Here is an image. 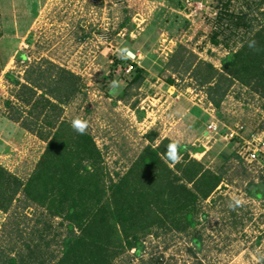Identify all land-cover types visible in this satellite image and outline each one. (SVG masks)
<instances>
[{"label": "rangeland", "instance_id": "obj_1", "mask_svg": "<svg viewBox=\"0 0 264 264\" xmlns=\"http://www.w3.org/2000/svg\"><path fill=\"white\" fill-rule=\"evenodd\" d=\"M178 1L0 0V165L26 180L46 147L8 119L31 106L23 109L15 98L20 85L6 76L23 84L38 70L49 76L52 64L84 84L82 94L66 101L62 118L85 123L105 169L124 172L147 146L170 139L223 178L201 205L206 217L196 226L203 242L195 255L187 237L172 233L147 241L145 261L129 264H150L148 258L160 254L165 264H264V154L249 163L240 154L243 140L224 139L227 128L237 124L244 126L246 141L264 137V100L235 84L216 107L201 86L202 72L195 76L183 62L171 63L181 46L195 65L202 61L219 70L221 60L244 43V28L215 36L216 14L226 0H180L182 7ZM229 10L235 16L251 10L250 18L257 19L249 21L253 30L264 25V0H231ZM142 36L150 45L147 54L146 44L138 43ZM130 49L135 50L131 61L143 68V79L134 85L128 84L131 65L121 61ZM213 119L221 125L219 136L206 132ZM12 214L0 211L2 242L10 241Z\"/></svg>", "mask_w": 264, "mask_h": 264}, {"label": "trees", "instance_id": "obj_2", "mask_svg": "<svg viewBox=\"0 0 264 264\" xmlns=\"http://www.w3.org/2000/svg\"><path fill=\"white\" fill-rule=\"evenodd\" d=\"M177 5L182 7L180 0ZM230 5L231 0L219 5L215 24L220 32L215 36L244 28V43L221 60L219 70L202 61L195 65L194 56L186 58L181 46L171 59L176 67L183 62L186 72L194 69L195 76L203 73L201 86L207 87L216 107L235 84L264 100V25L253 30L249 21L257 19L250 18L252 11L235 16ZM139 42L146 44L143 51L147 54L150 45L146 38L140 37ZM129 51L135 54L134 49ZM123 60L132 67L128 84L139 83L143 68L132 62L127 52ZM3 65L0 57V74ZM49 65L56 77L51 71L47 76L38 70L29 73L22 84L6 76L20 85L15 98L23 109L31 106L8 119L18 123L24 132L36 135L46 147L26 180L0 165V211L13 213L16 220L9 224V243L0 241V264L144 262L146 242L172 233L187 237L192 245L188 251L195 255L194 248H201L203 242L196 231L206 217L202 216L201 205L223 182L221 174L192 158L177 143L178 160L167 161L165 152L173 143L170 139L147 146L124 172L105 169L93 137L87 131L77 133L62 118L66 101L82 94L84 84L75 74ZM23 115L25 121L21 122ZM224 156L230 160L235 154ZM16 206H21L22 212L14 211ZM164 257L151 255L147 261L165 264Z\"/></svg>", "mask_w": 264, "mask_h": 264}, {"label": "built area", "instance_id": "obj_3", "mask_svg": "<svg viewBox=\"0 0 264 264\" xmlns=\"http://www.w3.org/2000/svg\"><path fill=\"white\" fill-rule=\"evenodd\" d=\"M132 69V67H130ZM244 126L236 125L234 128H227V133L224 139L228 142L235 139L243 140L240 154L244 156V159L249 163H254L259 160V156L264 154V137L253 136L252 139L246 141L241 134L243 133ZM209 136H219L222 132L220 123L213 119L207 126L206 130ZM262 153V154H261Z\"/></svg>", "mask_w": 264, "mask_h": 264}, {"label": "clouds", "instance_id": "obj_4", "mask_svg": "<svg viewBox=\"0 0 264 264\" xmlns=\"http://www.w3.org/2000/svg\"><path fill=\"white\" fill-rule=\"evenodd\" d=\"M115 83L116 82H113V86H115ZM71 126L77 133L83 134L85 131V123L79 119H74ZM165 158L167 161L173 163L178 160V145L175 142L168 144L165 152Z\"/></svg>", "mask_w": 264, "mask_h": 264}, {"label": "water", "instance_id": "obj_5", "mask_svg": "<svg viewBox=\"0 0 264 264\" xmlns=\"http://www.w3.org/2000/svg\"><path fill=\"white\" fill-rule=\"evenodd\" d=\"M127 55H128L131 59H134V58H135V54H133L131 51L127 52Z\"/></svg>", "mask_w": 264, "mask_h": 264}]
</instances>
